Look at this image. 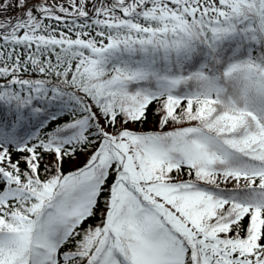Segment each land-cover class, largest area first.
I'll list each match as a JSON object with an SVG mask.
<instances>
[{
  "label": "snow or ice",
  "instance_id": "6c2138e0",
  "mask_svg": "<svg viewBox=\"0 0 264 264\" xmlns=\"http://www.w3.org/2000/svg\"><path fill=\"white\" fill-rule=\"evenodd\" d=\"M0 264H264V0H0Z\"/></svg>",
  "mask_w": 264,
  "mask_h": 264
},
{
  "label": "trees",
  "instance_id": "16d2710c",
  "mask_svg": "<svg viewBox=\"0 0 264 264\" xmlns=\"http://www.w3.org/2000/svg\"><path fill=\"white\" fill-rule=\"evenodd\" d=\"M13 15H15V14H13ZM137 127H139V126H137ZM143 128H144L145 130L153 129V128H154V124L152 123L151 119L149 120L148 123H146V124L143 126ZM65 167L67 168L68 166L66 165ZM89 223H94V221H89Z\"/></svg>",
  "mask_w": 264,
  "mask_h": 264
},
{
  "label": "rangeland",
  "instance_id": "374dc122",
  "mask_svg": "<svg viewBox=\"0 0 264 264\" xmlns=\"http://www.w3.org/2000/svg\"><path fill=\"white\" fill-rule=\"evenodd\" d=\"M8 14H9V15H13V14H15V9L10 10Z\"/></svg>",
  "mask_w": 264,
  "mask_h": 264
}]
</instances>
